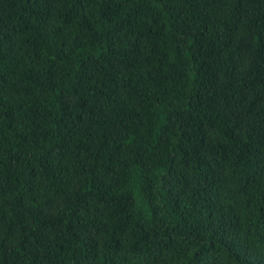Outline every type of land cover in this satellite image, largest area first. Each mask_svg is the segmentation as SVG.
Returning a JSON list of instances; mask_svg holds the SVG:
<instances>
[{"label":"trees","instance_id":"obj_1","mask_svg":"<svg viewBox=\"0 0 264 264\" xmlns=\"http://www.w3.org/2000/svg\"><path fill=\"white\" fill-rule=\"evenodd\" d=\"M0 264H264V0H0Z\"/></svg>","mask_w":264,"mask_h":264}]
</instances>
